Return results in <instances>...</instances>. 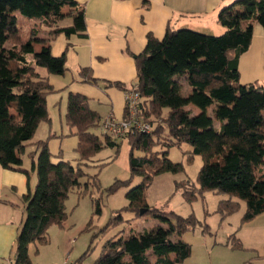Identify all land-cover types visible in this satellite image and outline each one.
<instances>
[{
	"label": "trees",
	"instance_id": "obj_1",
	"mask_svg": "<svg viewBox=\"0 0 264 264\" xmlns=\"http://www.w3.org/2000/svg\"><path fill=\"white\" fill-rule=\"evenodd\" d=\"M20 17L24 24L46 29L51 38L61 34L84 36L86 30L83 10L77 9L75 0H0V166L21 172L29 180L21 156L27 146H36L28 155L37 178L33 191L22 197L24 222L16 238L14 264H31L29 245L46 244L49 227L62 226L65 200L71 190L85 194L93 184L98 187L99 172L82 182L86 174L81 165L89 167L88 160L105 146L118 152L119 138L129 146L130 178L115 180L107 193L121 184L128 185L134 176L140 177V182L125 194L128 204L112 211L100 232L107 233L122 222L121 212L125 210L139 216L140 209H147L142 215H151L168 227L108 238L91 264H185L189 258L191 245L182 235L192 228L191 215L164 213L146 201V190L154 176L183 169L182 163L171 161L166 151L155 149L160 144L186 143L191 146L189 162L196 155L203 158L195 182L183 192L187 200L203 192L225 195L217 210L227 217L239 211L243 203L242 223L264 212V86L242 84L238 69L241 55L253 40V23L264 32V0H233L222 7L216 18L225 30L219 35L171 25H167L162 39L147 35L144 48L132 55L136 85L110 84L125 91L136 89L139 116L150 125L148 132L132 129L114 137L101 130L100 137L94 130L104 120L89 107L86 97L70 93L64 120L77 139L76 166L61 158L60 152L58 162L51 161L47 145L51 135L29 143L39 124L51 121L46 96L53 87L47 75L64 73L68 46L59 56L51 53L49 45L35 51L33 43L38 39L25 37ZM67 18L71 23L60 25ZM38 67L44 71L38 72ZM78 74L83 80H96L90 67L81 68ZM190 104L200 113L187 108ZM92 202L93 213L100 215V199L93 198ZM172 233L177 234L175 240L170 239ZM87 254L85 251L84 256Z\"/></svg>",
	"mask_w": 264,
	"mask_h": 264
},
{
	"label": "rangeland",
	"instance_id": "obj_2",
	"mask_svg": "<svg viewBox=\"0 0 264 264\" xmlns=\"http://www.w3.org/2000/svg\"><path fill=\"white\" fill-rule=\"evenodd\" d=\"M22 21L20 17V27L25 37L30 36L32 32H36L35 34L40 33L41 36L45 35L50 44H52L51 53L54 56H59L62 53L63 46L61 43L63 42L64 34L53 39L47 34L46 29L37 25L34 26L33 23L24 24L26 22ZM70 23V18H67L61 21L60 25H69ZM172 27L178 28L179 25L172 24ZM65 66L64 72L69 75L70 66L67 62ZM238 69L242 84L257 82L258 86H264V37L256 38L248 50L241 55ZM42 71L44 69L39 68L38 72ZM174 78L176 79L177 76ZM182 81L185 82L184 79ZM58 100L59 96L57 94L53 98H48V108L53 122L50 130L53 133L50 134L51 137L47 140L49 151L52 154L51 161L54 163L58 162L60 159L58 153L60 152L61 158L69 160L72 165L76 166L78 158V154L75 151L77 139L66 131L69 128L64 120L65 108L59 114L58 103L54 104ZM208 112L211 115V110ZM215 127H217V124H215ZM48 131V128H38L29 143H33V141H37L40 138L46 140L44 138H46ZM94 131L100 137H103L101 136L100 125ZM118 143V152H116L115 147L105 146L88 160L89 167L85 164L81 165L82 170L86 174L82 178V182L87 177L99 172L98 187L93 184L85 194L79 193L77 189L70 191L68 198L65 200L66 216L62 226L52 224L49 227L48 242L46 244L34 243L29 246L32 264H38L41 261L50 264H62L64 261L76 264H91L98 257L103 242L108 238L118 234H135L149 228L168 227L166 222L151 215L136 216L133 212L125 210L121 212L122 222L110 228L107 233L100 232L108 222L112 211L128 204L125 194L140 182V177L134 176L128 185L121 184L114 192L107 193V188L115 180L125 181L130 178L129 146L125 139L119 138ZM35 148L34 144H30L26 147V152L21 156L22 166L28 169L30 173L31 191L34 189L37 177L36 172L31 170V156L28 155V152L35 150ZM155 149L166 151L167 157L173 162H181L183 169L178 173L164 172L154 176L146 190L147 204L151 208H158L164 213H174V215L181 217L191 215L194 223L189 231L183 233L182 239L191 244V257L189 256L188 261L191 264H199L202 259L200 256V251L203 247L201 245L202 239L206 243L213 241L225 243L230 241L231 245L232 242L236 241V236L239 238L236 227L237 225L238 228L241 227L239 224H241L240 217L243 214V210L240 209L233 213L232 216L222 217L217 207L219 200L226 198V196L213 192H203L193 200H187L183 192L189 188L190 183L195 182L197 172L203 164V158L200 155H196L189 162L187 160V151L191 150V146L186 143L180 146L160 144ZM102 163H104L102 167H95ZM93 198L100 199V215L93 213ZM20 206L22 207V204ZM241 206L244 207V204L241 203ZM171 220L172 222L176 221L175 217L172 216ZM175 238H177V234L172 233L170 239L175 240ZM43 245H45V248L42 247ZM85 251H88L86 256H84ZM205 260L208 263L216 264L214 255L205 257Z\"/></svg>",
	"mask_w": 264,
	"mask_h": 264
},
{
	"label": "crops",
	"instance_id": "obj_3",
	"mask_svg": "<svg viewBox=\"0 0 264 264\" xmlns=\"http://www.w3.org/2000/svg\"><path fill=\"white\" fill-rule=\"evenodd\" d=\"M75 1L77 9L83 10L85 35L64 36L61 45L63 50L66 45L68 46L66 62L70 66V74L64 72L61 75H48L53 91L46 96V105L48 108V98H53L57 94L59 100L54 104L58 103L60 114L62 109H66L65 101L68 95L78 93L86 97L89 107L100 115V120H103L109 113L117 119L123 118L125 90L110 83L120 82L127 88L136 85L137 74L132 55L141 52L148 34L162 39L167 25L178 24V28H191L218 35L223 33L225 28L217 21V13L233 0ZM253 35L251 44L256 38L264 37L262 28L255 23ZM28 37L38 39L33 43L35 51L49 45L52 52V44L45 35L41 36L39 33ZM85 67L91 68L92 76L96 78L94 82L80 78L79 70ZM186 90L189 92V89ZM187 108L194 114L200 113V109L195 105L190 104ZM48 112L50 115L49 108ZM50 119V123L42 122L38 126L49 129L46 138L53 133L50 131L53 123L51 117ZM66 131L71 134L70 129ZM28 191L32 192L30 178L28 180L23 173L0 166V264H7L14 259L16 238L24 222L22 197ZM243 208L241 206L240 209L244 211ZM240 223L241 227L238 228V225L236 227L239 238L236 236V241L231 245L230 241L206 243L202 239L203 247L200 251L202 259L199 264H211L205 260V257L210 255L215 256L216 264H264V212L244 223L240 217ZM237 242L242 246L239 244L240 246L236 247ZM42 247L45 248V245ZM189 258L185 264H191ZM38 264L50 263L41 261Z\"/></svg>",
	"mask_w": 264,
	"mask_h": 264
},
{
	"label": "built area",
	"instance_id": "obj_4",
	"mask_svg": "<svg viewBox=\"0 0 264 264\" xmlns=\"http://www.w3.org/2000/svg\"><path fill=\"white\" fill-rule=\"evenodd\" d=\"M139 93L136 89H130L124 92V108L126 118L117 120L111 113L107 115L101 124V130L111 133L112 136L118 137L124 135L127 131L137 129L142 132H148L150 125L144 122L138 112ZM7 264H14V261H9ZM62 264H73L64 261Z\"/></svg>",
	"mask_w": 264,
	"mask_h": 264
},
{
	"label": "water",
	"instance_id": "obj_5",
	"mask_svg": "<svg viewBox=\"0 0 264 264\" xmlns=\"http://www.w3.org/2000/svg\"><path fill=\"white\" fill-rule=\"evenodd\" d=\"M147 209H140L139 214L142 215Z\"/></svg>",
	"mask_w": 264,
	"mask_h": 264
}]
</instances>
